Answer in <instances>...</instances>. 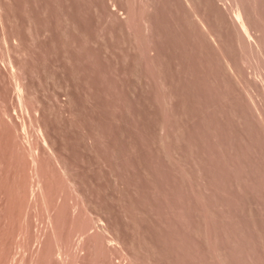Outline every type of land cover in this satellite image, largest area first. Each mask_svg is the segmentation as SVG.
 Wrapping results in <instances>:
<instances>
[{"label":"rangeland","instance_id":"rangeland-1","mask_svg":"<svg viewBox=\"0 0 264 264\" xmlns=\"http://www.w3.org/2000/svg\"><path fill=\"white\" fill-rule=\"evenodd\" d=\"M0 264H264V0H0Z\"/></svg>","mask_w":264,"mask_h":264},{"label":"bare ground","instance_id":"bare-ground-1","mask_svg":"<svg viewBox=\"0 0 264 264\" xmlns=\"http://www.w3.org/2000/svg\"><path fill=\"white\" fill-rule=\"evenodd\" d=\"M237 13H238L237 16H238V19H239V17H241V16H240L241 14H240L239 12H237ZM242 17H243V16H242ZM242 17H241V18H242ZM243 20H244V19H243ZM240 21H241V20H240ZM241 22H242V21H241ZM241 22H240V23H241ZM243 22H244V21H243ZM244 23L246 24V22H244ZM242 24H243V23H242ZM245 24H244V25H245ZM241 26H242V25H241ZM246 27H247V26H245L244 28H246ZM242 28H243V27H242ZM247 31H248V28H247Z\"/></svg>","mask_w":264,"mask_h":264}]
</instances>
